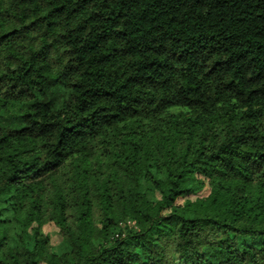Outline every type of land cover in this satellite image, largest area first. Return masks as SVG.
<instances>
[{
    "label": "trees",
    "instance_id": "1",
    "mask_svg": "<svg viewBox=\"0 0 264 264\" xmlns=\"http://www.w3.org/2000/svg\"><path fill=\"white\" fill-rule=\"evenodd\" d=\"M17 107L0 264H264V0H0Z\"/></svg>",
    "mask_w": 264,
    "mask_h": 264
},
{
    "label": "rangeland",
    "instance_id": "2",
    "mask_svg": "<svg viewBox=\"0 0 264 264\" xmlns=\"http://www.w3.org/2000/svg\"><path fill=\"white\" fill-rule=\"evenodd\" d=\"M18 108V107H17ZM21 110L18 108H13L12 111H8L6 113L0 114V123L1 124H10L13 126H18L20 123L19 114ZM208 194V189H204L197 196L202 197ZM41 232L43 235L47 236L50 242V245L53 248H56L61 244V236L58 228L53 223H48L41 228Z\"/></svg>",
    "mask_w": 264,
    "mask_h": 264
}]
</instances>
